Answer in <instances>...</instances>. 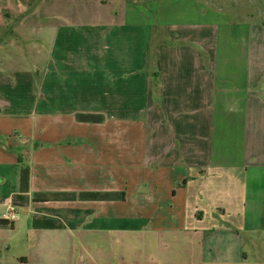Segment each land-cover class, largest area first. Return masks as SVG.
Wrapping results in <instances>:
<instances>
[{"label":"crops","instance_id":"obj_1","mask_svg":"<svg viewBox=\"0 0 264 264\" xmlns=\"http://www.w3.org/2000/svg\"><path fill=\"white\" fill-rule=\"evenodd\" d=\"M115 2L89 22L82 0L38 3L40 95L0 72V219L17 211L0 264H264V22L205 0ZM8 20L12 61L34 24Z\"/></svg>","mask_w":264,"mask_h":264},{"label":"rangeland","instance_id":"obj_2","mask_svg":"<svg viewBox=\"0 0 264 264\" xmlns=\"http://www.w3.org/2000/svg\"><path fill=\"white\" fill-rule=\"evenodd\" d=\"M11 1L13 5L9 4V0L7 2H3L4 5L2 6H6V9H2V11H0V35L5 33V37L8 38L11 34H13L14 31L11 32L10 29L7 30L10 23L8 20L9 18L12 21H15L13 22L14 25H16V23L19 25V17L23 14L28 13L29 18H32L31 24H34V30L32 31L33 40L30 41L29 45L27 44L25 47H23L26 48L28 54L22 53L20 56H18V59L16 58L15 60L7 61L10 56L6 55L5 51H2L0 53V72H3L2 74H4V72L9 73L13 70H15L16 72L20 70L27 72L28 76L32 78V81L34 79V89L36 93L40 95L41 77L43 74V70L47 67L46 59H51L52 54L50 45L51 39H46L47 32H50V29L43 35H40V32H37L38 29L44 26L45 23V18H42V16H40L42 15V9L38 6L41 0H14V2L13 0ZM104 1H108L105 6L102 5L101 0H90L89 4H86L85 0H82L83 12L81 21L89 22V16L92 12L99 13L91 15L93 19L95 17L96 19H101L103 14H101L100 11H102L104 14L106 11H108L109 13V9L112 6L115 7L117 5L115 4V0ZM206 4H208L211 9H220L221 11L232 15L234 20L264 22V0H207ZM23 5L28 6V10L26 9V11L22 14L21 12H23ZM15 7H18V10ZM51 19H55L58 21V16L53 15L51 16ZM23 33L28 34L30 38V33L27 32V30H25ZM20 42L21 41L18 40L15 42V44H20ZM0 47L5 48L10 46L2 44L0 45ZM151 51L153 54L154 51Z\"/></svg>","mask_w":264,"mask_h":264},{"label":"trees","instance_id":"obj_3","mask_svg":"<svg viewBox=\"0 0 264 264\" xmlns=\"http://www.w3.org/2000/svg\"><path fill=\"white\" fill-rule=\"evenodd\" d=\"M207 0H205V3ZM79 119H82L83 121L86 122H100L102 118L100 116H90V115H81L79 116ZM29 171L28 169L23 170V180L26 181V177H28ZM123 196V194H122ZM119 196L116 193H106V194H100V193H89V194H83L82 198H93V199H109V200H114L117 199ZM5 227H12V224H10L8 221L0 219V228H5Z\"/></svg>","mask_w":264,"mask_h":264},{"label":"built area","instance_id":"obj_4","mask_svg":"<svg viewBox=\"0 0 264 264\" xmlns=\"http://www.w3.org/2000/svg\"><path fill=\"white\" fill-rule=\"evenodd\" d=\"M17 218V211L13 206H9L7 212L4 215V220L8 221L10 224L15 223Z\"/></svg>","mask_w":264,"mask_h":264}]
</instances>
